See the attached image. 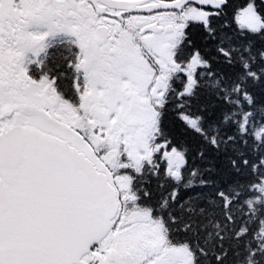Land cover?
<instances>
[{
    "label": "snow or ice",
    "instance_id": "6c2138e0",
    "mask_svg": "<svg viewBox=\"0 0 264 264\" xmlns=\"http://www.w3.org/2000/svg\"><path fill=\"white\" fill-rule=\"evenodd\" d=\"M0 264H264V0H0Z\"/></svg>",
    "mask_w": 264,
    "mask_h": 264
},
{
    "label": "trees",
    "instance_id": "16d2710c",
    "mask_svg": "<svg viewBox=\"0 0 264 264\" xmlns=\"http://www.w3.org/2000/svg\"><path fill=\"white\" fill-rule=\"evenodd\" d=\"M236 3H242L243 0H235Z\"/></svg>",
    "mask_w": 264,
    "mask_h": 264
}]
</instances>
